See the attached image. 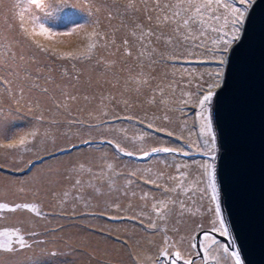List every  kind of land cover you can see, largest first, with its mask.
<instances>
[{
    "label": "rangeland",
    "instance_id": "374dc122",
    "mask_svg": "<svg viewBox=\"0 0 264 264\" xmlns=\"http://www.w3.org/2000/svg\"><path fill=\"white\" fill-rule=\"evenodd\" d=\"M251 1L43 0L70 32L46 38L29 0H0V264H224L196 121L228 45L190 17L222 26Z\"/></svg>",
    "mask_w": 264,
    "mask_h": 264
},
{
    "label": "water",
    "instance_id": "95a60500",
    "mask_svg": "<svg viewBox=\"0 0 264 264\" xmlns=\"http://www.w3.org/2000/svg\"><path fill=\"white\" fill-rule=\"evenodd\" d=\"M243 12L238 39L227 46L196 130L205 152L206 208L216 229L207 231L217 238L219 257L224 264H264V0H252ZM158 151L172 150L124 154L145 158ZM221 220L226 236L220 235ZM202 232L196 234L201 255Z\"/></svg>",
    "mask_w": 264,
    "mask_h": 264
},
{
    "label": "snow or ice",
    "instance_id": "6c2138e0",
    "mask_svg": "<svg viewBox=\"0 0 264 264\" xmlns=\"http://www.w3.org/2000/svg\"><path fill=\"white\" fill-rule=\"evenodd\" d=\"M214 2L216 3V5L218 7L224 6L221 4V0H214ZM238 2L244 6H247V4H248V0H238ZM29 3L31 5H34L36 9H38L40 12H42L43 17H35V16L33 17V23L35 24V27L27 33L28 36L35 35V36H44L46 38H50V37H54V36L60 35V34H63V35H69L70 34V32H68V31L60 32L58 30H53L43 23L44 19H48L53 15V13L51 11H45V5L43 3V0H29ZM212 3H213V0H205V3H196L195 0H188L187 6L189 8H195L197 10V13H200L201 9H209L211 7ZM227 7L231 11L232 19L230 21L226 22L222 26L219 24L220 18L219 17H213L211 15V13H209L207 20H213L215 22L214 27L209 26L204 17H201L199 20H196L195 16L190 17V19L195 20L196 23L202 25V31L200 32L201 35H205L208 31H216L217 32V38L220 40L221 46L230 45L235 39H238L239 29L236 28L235 26L238 23H242L243 17H244V12L240 8H236L232 5H227ZM187 23H188V21H185V24H187ZM229 23L232 26V35L229 38L224 39V37H225V35H227V33L220 30V29H221V27L227 28ZM20 27H21V31L25 30L22 18L20 20ZM96 36H97V33H95V32L90 34V38H94ZM35 43L37 44V46L41 47L42 51H45V52L47 51V49H45L39 45V41H36ZM96 46H97L96 42L93 39V42L89 43L87 46V55H91ZM225 50H226V48H225ZM61 58L64 59V58H72V57H71V55H69V56L61 57ZM78 58H87V56L82 53L81 56ZM211 96H212L211 92H208L207 94H204L201 96V98L199 100V107L201 109H203L204 106L206 105V103L210 101ZM204 127L207 128L208 132L211 131L210 125H204ZM25 143H26L25 139L21 138V139H19L17 144H11V145H8V147L9 148L22 147L25 145ZM163 150L169 151V149H163ZM209 175H211L210 172H209ZM219 227L221 229L220 235L226 236V232L223 231L224 225H223L222 220L219 221ZM17 239L20 240V242H21L20 247H24L23 237L18 236ZM213 243H215V241H213ZM0 247H3L4 250H9V251L11 250L10 246L5 245V246H0ZM201 251L203 252L204 250L201 249ZM224 252L227 253L226 248L224 249ZM52 255H55V253H52ZM173 256L175 257V259H173L171 261V264H176L177 260H179V258H180L179 253H174ZM232 256H233V258H235V253H232ZM184 264H192V261L191 260L184 261ZM202 264H208L207 256L203 257ZM236 264H239V260H236Z\"/></svg>",
    "mask_w": 264,
    "mask_h": 264
},
{
    "label": "bare ground",
    "instance_id": "6f19581e",
    "mask_svg": "<svg viewBox=\"0 0 264 264\" xmlns=\"http://www.w3.org/2000/svg\"><path fill=\"white\" fill-rule=\"evenodd\" d=\"M195 24V23H194ZM194 26V25H193ZM194 28H195V26H194ZM196 29V28H195ZM27 105V104H26ZM28 106V105H27ZM135 178V177H134ZM125 194H126V192H125ZM6 254V253H5ZM8 254V253H7ZM7 254H6V256H7ZM14 254V253H13ZM138 256V255H137ZM8 257V256H7ZM11 257V256H10ZM9 259V258H8ZM4 260V259H3Z\"/></svg>",
    "mask_w": 264,
    "mask_h": 264
},
{
    "label": "flooded vegetation",
    "instance_id": "af4514ba",
    "mask_svg": "<svg viewBox=\"0 0 264 264\" xmlns=\"http://www.w3.org/2000/svg\"><path fill=\"white\" fill-rule=\"evenodd\" d=\"M193 260V259H192Z\"/></svg>",
    "mask_w": 264,
    "mask_h": 264
}]
</instances>
